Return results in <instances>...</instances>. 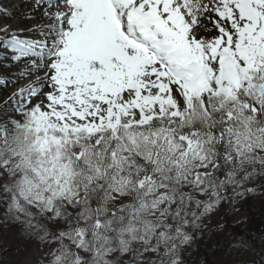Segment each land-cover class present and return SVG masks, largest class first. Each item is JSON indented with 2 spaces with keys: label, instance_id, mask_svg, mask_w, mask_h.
<instances>
[{
  "label": "snow or ice",
  "instance_id": "1",
  "mask_svg": "<svg viewBox=\"0 0 264 264\" xmlns=\"http://www.w3.org/2000/svg\"><path fill=\"white\" fill-rule=\"evenodd\" d=\"M36 12L0 23L3 221L36 264H187L206 217L264 188V0Z\"/></svg>",
  "mask_w": 264,
  "mask_h": 264
},
{
  "label": "rangeland",
  "instance_id": "2",
  "mask_svg": "<svg viewBox=\"0 0 264 264\" xmlns=\"http://www.w3.org/2000/svg\"><path fill=\"white\" fill-rule=\"evenodd\" d=\"M18 1L0 0V5L8 11L15 9ZM229 205L222 202L210 216L206 217L201 232L191 249L185 253L187 264H204V253L210 256L212 264H244L257 262V255L248 248H234L227 255L229 242L234 241L232 227L244 224L248 209L254 214L260 215L264 222V188L259 194L249 195L247 198L238 197L233 210L227 211ZM3 209H0V264H36L40 256L37 251V242L28 241L20 235V227L14 223H5L2 217ZM223 224L220 229L218 226ZM262 232V229H261ZM259 248L264 257V234L258 240ZM264 263V259H262Z\"/></svg>",
  "mask_w": 264,
  "mask_h": 264
},
{
  "label": "trees",
  "instance_id": "3",
  "mask_svg": "<svg viewBox=\"0 0 264 264\" xmlns=\"http://www.w3.org/2000/svg\"><path fill=\"white\" fill-rule=\"evenodd\" d=\"M263 219L260 215L254 214L253 212L249 211L247 213L246 221L244 224L236 225L232 227V234L234 238L243 237L250 247L251 251L256 253L257 255V262L255 264H264L262 261V252L258 245V240L261 235V229H263ZM204 264H212L210 256L204 253Z\"/></svg>",
  "mask_w": 264,
  "mask_h": 264
},
{
  "label": "bare ground",
  "instance_id": "4",
  "mask_svg": "<svg viewBox=\"0 0 264 264\" xmlns=\"http://www.w3.org/2000/svg\"><path fill=\"white\" fill-rule=\"evenodd\" d=\"M5 1H7V0H5ZM14 1H18V3H17V6L15 7V9L9 11L10 19H6L5 17L0 16V23L18 22L21 25H30V24L40 22L39 12L34 13V15L36 16L35 20L25 21L22 19V16L24 14H27L28 11L32 8L34 0H14ZM11 71H13L12 68H0V75H4V74L9 73ZM0 87H2V86H0ZM13 87H15V86L10 84V85H8L7 90H11Z\"/></svg>",
  "mask_w": 264,
  "mask_h": 264
},
{
  "label": "water",
  "instance_id": "5",
  "mask_svg": "<svg viewBox=\"0 0 264 264\" xmlns=\"http://www.w3.org/2000/svg\"><path fill=\"white\" fill-rule=\"evenodd\" d=\"M261 234H264V225ZM244 264H250V263H244Z\"/></svg>",
  "mask_w": 264,
  "mask_h": 264
}]
</instances>
